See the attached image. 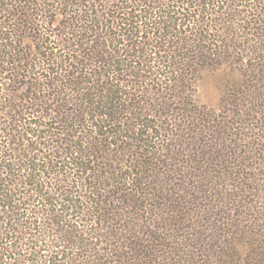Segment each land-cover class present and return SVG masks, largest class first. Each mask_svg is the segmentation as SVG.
Masks as SVG:
<instances>
[{"label": "trees", "instance_id": "trees-1", "mask_svg": "<svg viewBox=\"0 0 264 264\" xmlns=\"http://www.w3.org/2000/svg\"><path fill=\"white\" fill-rule=\"evenodd\" d=\"M0 264H264V0H0Z\"/></svg>", "mask_w": 264, "mask_h": 264}, {"label": "rangeland", "instance_id": "rangeland-1", "mask_svg": "<svg viewBox=\"0 0 264 264\" xmlns=\"http://www.w3.org/2000/svg\"><path fill=\"white\" fill-rule=\"evenodd\" d=\"M235 79L239 80V78L237 79V72L228 66L205 70L197 87L196 102L212 108L219 107L225 89Z\"/></svg>", "mask_w": 264, "mask_h": 264}]
</instances>
